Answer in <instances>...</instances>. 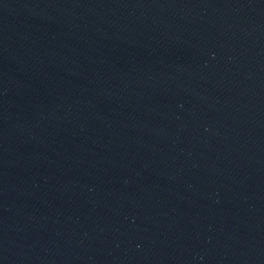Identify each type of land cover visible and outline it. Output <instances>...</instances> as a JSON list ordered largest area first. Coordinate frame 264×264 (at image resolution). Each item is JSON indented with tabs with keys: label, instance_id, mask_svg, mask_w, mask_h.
<instances>
[{
	"label": "water",
	"instance_id": "1",
	"mask_svg": "<svg viewBox=\"0 0 264 264\" xmlns=\"http://www.w3.org/2000/svg\"><path fill=\"white\" fill-rule=\"evenodd\" d=\"M0 264H264V0H0Z\"/></svg>",
	"mask_w": 264,
	"mask_h": 264
}]
</instances>
